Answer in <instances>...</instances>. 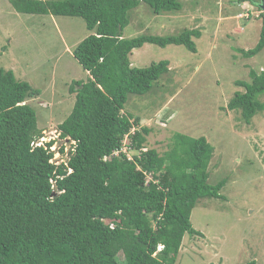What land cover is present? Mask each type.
<instances>
[{
	"label": "trees",
	"instance_id": "1",
	"mask_svg": "<svg viewBox=\"0 0 264 264\" xmlns=\"http://www.w3.org/2000/svg\"><path fill=\"white\" fill-rule=\"evenodd\" d=\"M140 1L9 0L21 13L82 17L91 33L72 51L87 77L68 86L73 106L57 131L69 145L58 147V163L50 161L54 140L36 144L43 130L26 100L40 90L0 67V264H175L184 234L201 235L191 210L200 198L220 197L224 184L207 182L209 142L174 133L159 153L146 146L151 129L122 112L127 95L149 91L168 65L134 67L132 50L151 43L195 51L200 32L123 37ZM142 1L155 13L181 8L178 0ZM238 1L260 10L257 43L240 49L250 57L264 49V0ZM249 77L227 103L246 123L264 110V69Z\"/></svg>",
	"mask_w": 264,
	"mask_h": 264
},
{
	"label": "rangeland",
	"instance_id": "2",
	"mask_svg": "<svg viewBox=\"0 0 264 264\" xmlns=\"http://www.w3.org/2000/svg\"><path fill=\"white\" fill-rule=\"evenodd\" d=\"M178 1L181 8L170 12L155 13L142 0L128 11L126 38L186 29L200 34L192 37L195 51L183 44L133 49L134 67L161 60L168 65L149 91L127 95L122 112L151 129L146 146L159 153L174 133L205 137L211 146L207 182L224 180L220 197L200 198L191 210V224L201 235L184 234L175 264H264V110L246 123L240 110L227 107L243 91L237 81H250V69H264V49L250 57L240 51L258 41L260 10L248 1ZM90 33L82 17L21 13L0 0V67L40 90L26 102L43 130L41 140L52 139L57 148L63 143L57 125L74 101L68 86L87 77L72 51ZM259 100L264 103V92ZM57 156L61 161L65 155Z\"/></svg>",
	"mask_w": 264,
	"mask_h": 264
},
{
	"label": "built area",
	"instance_id": "3",
	"mask_svg": "<svg viewBox=\"0 0 264 264\" xmlns=\"http://www.w3.org/2000/svg\"><path fill=\"white\" fill-rule=\"evenodd\" d=\"M131 131H133V129H132ZM41 138H42V137H41ZM41 138H40V140L36 143L37 145L44 143V141L41 140ZM62 140H63V143H62V144H65L64 150H67V148H66V146H67V140H66V139H62ZM65 140H66V141H65ZM50 149L54 151L53 157L50 159V161L53 162V163H58L59 161H56V158L58 157L57 154L60 155L61 153L58 151V148H57V146H56V143H54L53 146L50 147ZM145 149H146V148H143V150H145ZM121 150L124 151V152H126V154H127L128 157H129L128 149H127V146H126L125 142H124V145H123V147L121 148ZM61 157H62V156H61Z\"/></svg>",
	"mask_w": 264,
	"mask_h": 264
},
{
	"label": "water",
	"instance_id": "4",
	"mask_svg": "<svg viewBox=\"0 0 264 264\" xmlns=\"http://www.w3.org/2000/svg\"><path fill=\"white\" fill-rule=\"evenodd\" d=\"M262 9H264V4H261Z\"/></svg>",
	"mask_w": 264,
	"mask_h": 264
}]
</instances>
